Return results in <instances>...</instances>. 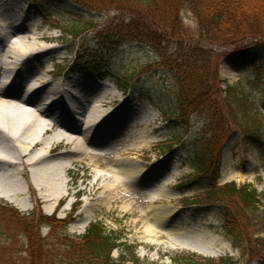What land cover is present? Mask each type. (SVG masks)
Here are the masks:
<instances>
[{
    "label": "rangeland",
    "instance_id": "rangeland-1",
    "mask_svg": "<svg viewBox=\"0 0 264 264\" xmlns=\"http://www.w3.org/2000/svg\"><path fill=\"white\" fill-rule=\"evenodd\" d=\"M23 2L29 5L20 15L26 20L24 32L36 38L31 40L37 48L49 51V47L53 46L56 50L51 56L42 55L45 51L41 55L37 52L38 59L30 58L32 67L30 72L24 73L22 82L33 85L31 75L43 74L51 81L56 77L55 73L67 69L71 70L73 79H77L79 85H82L80 79L87 83L82 96L75 94L67 100V103L72 101L71 107L67 104L65 109L61 108V118L56 113H50L49 120L62 124L73 119L78 129L82 130L96 99L106 95L115 96L117 101L107 106L112 114L111 122L100 128L98 137L90 139L91 153L97 154L98 158L88 156L72 164L67 174L63 175L66 188L60 192V199H53V204L48 206L52 210H47L48 202L40 197V191L33 186L32 177L28 174L15 180L24 191L21 197L15 198L17 203L9 200L11 198L7 195H0V203L11 205L28 219L36 218L40 212L55 219H64L70 208L64 210L62 205L73 202L75 208L64 220V226H52V229L50 225H38L37 221L30 223L35 236L40 234V237L48 238L46 241L54 242L51 234L62 233L77 239L91 223L98 222L106 227L107 234L120 237L118 243L122 246L114 249L111 254L113 259L122 255L136 257L140 264H173V257L190 253L198 259L219 260L232 256L241 264H264V251L260 248L253 251V256L256 253L259 256L253 260L251 256L247 260L232 243L222 211L224 200L219 199L217 203L196 201L206 194L207 181L187 182L196 177L198 171L190 162L186 143L193 140L195 134L200 135L204 131L206 118L196 111L190 115L188 124L182 125L175 120L168 121L159 111L160 107L169 108L168 97L176 83L172 73L164 70L169 59L177 58L180 51L190 48L193 50L192 60H197L201 53L206 58L209 56L205 55L209 54L207 50L213 49L217 54L225 53L218 65L223 92L217 105L222 115L214 108L213 116L218 118L213 125L214 130L220 125L219 119L225 121L229 117L223 103L224 90L239 80L247 82V91L257 96L259 111L264 117V75L261 76L260 87L256 84L255 88L250 87L247 77L256 56L264 53V38L253 37L240 46H204L208 41L198 30L195 14L185 6L177 26L173 28L168 25L171 22L164 21V18L157 26L150 21H146V25L141 24L136 18L141 25L137 29L148 32L152 40L136 37L140 40L132 41L131 37L134 38L136 33L129 29L127 22L130 17L126 13L91 12L71 0ZM133 25H136L135 21ZM26 26L30 28L28 31ZM72 29L80 30L81 34L77 37L67 34ZM161 53L165 54V58ZM214 58L206 68L210 76L217 66ZM117 79L123 84L131 80L130 88H118L115 84ZM21 90L18 96L24 97L23 86ZM80 97L87 98L90 104L82 106V101L78 100ZM17 99L8 98L11 105L18 103ZM54 109L58 111L60 107L54 106ZM54 116L56 120H53ZM231 125L221 146L217 144L212 148L213 153H220L221 172L217 181L219 184L233 181L237 185L250 183L261 193L262 204L257 207V212H248L238 200V206L230 204L227 208L242 223L244 241L256 245L255 240L264 241V143L253 142L239 125ZM133 142L139 147L126 150L132 152L125 155L122 152V161L127 162L136 180L119 187L116 193L109 196L105 187L110 180L106 181V176L97 173L100 169L108 170L114 166L115 153L130 147ZM58 156L52 155L53 158ZM6 178L0 175L1 189L9 187L10 179ZM156 213L161 214V220L154 219ZM17 249L22 251L24 247L20 245ZM20 251L14 256L15 264H31L29 252L23 254Z\"/></svg>",
    "mask_w": 264,
    "mask_h": 264
},
{
    "label": "trees",
    "instance_id": "trees-1",
    "mask_svg": "<svg viewBox=\"0 0 264 264\" xmlns=\"http://www.w3.org/2000/svg\"><path fill=\"white\" fill-rule=\"evenodd\" d=\"M72 1L91 12L117 11L126 13L130 17L127 25L131 31L136 33L134 38L131 37L132 41L140 40L136 37L152 40V36L148 32L147 35L146 31L137 29L141 26L140 23L146 25L145 22L150 21L157 26L164 18V21L171 22L168 25L172 28L177 26L185 6L195 14L199 24L198 30L208 41L207 45L203 44L204 46H213V48L216 45L240 46L252 40L253 37L264 38V0ZM136 18L139 19L140 23ZM134 21L136 25H133ZM67 32L74 36L81 33L77 29ZM122 39L124 38L122 37ZM192 51L191 48L180 51L182 54L178 51L176 52L178 53L177 58L169 59L168 67L164 70L167 73H172L176 83L173 84L174 86L170 91L171 95L168 97L169 108L160 107L159 110L168 121L175 120L182 125L188 124L190 115L196 111L206 118L204 131L200 135L195 134L194 139L186 143L190 162L198 171L197 176L190 178L188 183L196 184L199 181H207L206 194L199 196L196 201L206 203H217L219 199L225 201L222 211L227 222V231L234 246L241 250L242 257L244 256L248 260V257L253 256V251L257 248L264 251V241L255 240L256 245L250 241L245 242L243 232H241L242 223L240 224L230 211H227V208L230 204L238 206V200L248 212H257V207L262 204L261 194L250 183L238 186L232 182L220 186L217 182L220 173V153L219 151L213 153L212 148L217 144L218 147L221 146L226 137V132L232 126L231 123L239 125L242 132L248 133L249 139L253 142L264 143V123L262 122L264 117L259 111L257 96L247 91V82L239 80L224 90L223 103L226 105L229 117L225 121L219 119L220 125L214 130L213 125L216 121L218 122V118L213 116L214 108L222 115L217 105L220 103L219 97H222L223 92L218 65L225 53L217 54L211 49L210 51L207 50L209 54H205L209 55L208 57L204 58L203 53H201L197 60H192L194 59H191ZM161 54L165 58V54ZM213 58L217 66L210 76V72L207 73L206 68ZM250 71L247 74L251 82L250 87L255 88L256 84L260 87L261 76L264 75V57L258 59L251 66ZM255 76L257 77L253 80ZM129 81L126 84L120 83L119 86L126 88L130 83ZM35 221L38 225L49 224L54 228L64 226L63 221L44 216L41 212L36 218L28 219L21 217L17 210L0 205V264H15L16 258L14 256L20 251L17 249L20 245L24 247V250L20 251L21 253L29 252L28 257L31 264H140V260L136 257L126 258L121 255L113 259L112 252L115 247L120 246L117 244V236L112 237L106 234L105 227L100 223H91L87 232L77 239L62 233H52L50 237L53 236L55 240L52 242L46 241L47 237L42 238L40 234L35 236L30 225ZM22 233L27 234V236L21 237ZM25 244H27V249H25ZM256 256H259L258 253L252 257V260ZM173 264H241V261L232 256L221 257L219 260L204 257L198 259L188 253V255L180 254L173 257Z\"/></svg>",
    "mask_w": 264,
    "mask_h": 264
},
{
    "label": "bare ground",
    "instance_id": "bare-ground-1",
    "mask_svg": "<svg viewBox=\"0 0 264 264\" xmlns=\"http://www.w3.org/2000/svg\"><path fill=\"white\" fill-rule=\"evenodd\" d=\"M28 6L23 0H0V146L2 147L0 149V175L10 179L9 187L0 188V195L10 196L9 200L17 203L15 198L21 197L24 191L18 187L15 180L28 174L32 177L33 186L40 191V197L46 203L48 202L47 210H52L48 206L53 204V199H60V192L66 188L63 175L67 174L72 164L88 156L98 158L97 154L91 153L90 139L98 137L100 128L108 126L111 122L112 114L107 106H112L117 99L115 96L106 95L96 99L95 104L91 106V116L84 122L86 123L84 129L80 130L73 119L58 124L49 120V114L56 113L58 118H61L63 114L61 108L65 109L67 100L74 92L82 96L87 83L85 85L82 83V87L79 83H73L71 86L70 82L64 81L62 85L56 82L51 86L44 74L42 76L31 75L32 87L28 90H26L28 84L24 87V91L28 94L24 97L18 96V91H22L21 87L24 84L21 78H24L25 72H30V58L38 59L37 52L41 55L46 51L37 48L34 43L36 38L32 37L31 33L24 32V25H26L24 21L26 20L20 15L23 9L29 8ZM25 28L27 31L30 29L29 26ZM49 48L51 50L42 55L51 56L55 53L56 49L53 46ZM40 96H43V99ZM8 98L10 100L18 98V103L11 105ZM78 100L82 101V106L90 104L87 98L80 97ZM59 103L60 110L55 112L53 108ZM68 104H72V101L70 100ZM121 115L123 117L124 114L121 113ZM53 120H56L55 116ZM135 143L115 153L117 157L114 166L108 170L98 171V175L106 176V181L110 180L107 181L109 185L105 187L108 195L116 193L121 186L125 187L126 183L136 180L133 171L127 167V162L122 161V152L125 155L132 152L126 150L139 147ZM61 149L67 150L59 152ZM56 154L59 156L53 158L52 155ZM156 214L154 219L161 220V214Z\"/></svg>",
    "mask_w": 264,
    "mask_h": 264
}]
</instances>
